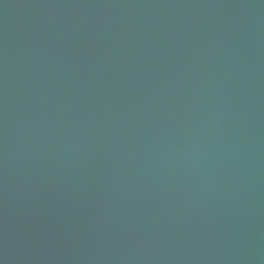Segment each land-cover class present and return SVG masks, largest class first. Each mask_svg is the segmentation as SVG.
<instances>
[{
	"label": "water",
	"instance_id": "obj_1",
	"mask_svg": "<svg viewBox=\"0 0 264 264\" xmlns=\"http://www.w3.org/2000/svg\"><path fill=\"white\" fill-rule=\"evenodd\" d=\"M0 264H264V0H0Z\"/></svg>",
	"mask_w": 264,
	"mask_h": 264
}]
</instances>
